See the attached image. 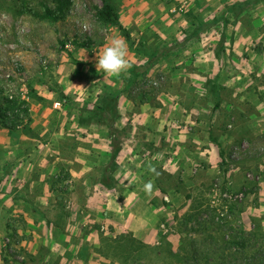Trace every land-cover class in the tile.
<instances>
[{
    "label": "rangeland",
    "instance_id": "rangeland-1",
    "mask_svg": "<svg viewBox=\"0 0 264 264\" xmlns=\"http://www.w3.org/2000/svg\"><path fill=\"white\" fill-rule=\"evenodd\" d=\"M107 2L117 8L120 23L130 33L129 41H126L124 33L118 27L96 19V10L102 7V0H72L67 16L58 22L19 14L23 7H30L39 13H42L44 4L53 8V3L48 0H0V106L4 107L5 97L11 100L19 98L29 103L31 121L21 109L16 110L15 113L20 115L23 122L16 130L10 132L24 133L34 138L40 128L48 131L44 135L48 145L40 147L39 150L40 157L44 158L38 160L37 178L40 179L48 168L51 169L50 174H44L42 178L50 191L58 193L56 205L59 206L52 208L50 204H46L42 209L38 208L39 211H26L20 213L21 216L19 214L17 218H14L13 214L10 215L11 213H6L8 224L5 228H0V231L3 230L0 249L6 255L7 264H31V256H35L39 264H56L58 259L52 258L51 254L59 252L57 245L60 246L59 249H66L71 261L69 264H177L178 258H186V255L191 257L195 251L200 258L203 257L202 242L213 230L210 225L205 227L203 224L199 227L205 220L224 226L230 236L228 240L237 236L235 238L240 241L238 236L243 237L245 234L248 250L227 248L222 242L224 254L228 255L229 260L230 255L236 251V254L232 255L235 259L239 258L238 262L241 264L245 261L250 264H264V134L258 136L256 109L260 80L257 64L258 41L256 42L255 38L249 40L245 45V48L249 47V51L244 48L241 53V57L249 58L248 53L252 58L256 57L255 64L243 61L241 68H232L229 64L225 66L231 76H244L248 86L245 92L247 104L242 108L246 113L241 116L233 115L227 102L235 101L238 104V100H233L231 89H223L209 78L205 80L203 77H208L209 73L200 69L202 62H196L194 54L189 53L187 61L182 64H176L170 59L173 50L184 38L178 42L177 36L169 29L162 30L161 23L143 19L142 12H138L128 26L124 25L129 21L127 19L132 12L131 8H141L142 0ZM174 4L173 2V6H178ZM168 6H172V3ZM250 8L252 7H248L246 11ZM175 9L172 15L179 14L180 18H190L196 26L201 25L202 14H199L197 9L187 11L186 3H180ZM242 10L239 7L226 10L228 15L225 12L226 15L219 20L215 19V24L220 21L218 27L222 30L223 27L231 28V24L236 23L237 12ZM244 21L245 28H254V19L245 18ZM113 35H119L126 42V59L130 67L117 75L96 70L89 62L87 64L89 63L91 68L84 67L85 61L92 58L95 60ZM232 42L233 39L229 44H233ZM222 47L223 45H219L218 53L216 52L220 57L223 54ZM163 50L164 55L153 62L146 75H134L135 71L131 70L133 67L146 65L150 60L149 56H156V53L159 54ZM235 54L236 52L227 53L225 58H231ZM162 58L167 61L162 62L164 66L160 67ZM82 73L86 81L84 95L80 97L78 94H65L62 83L66 78L70 75L79 77ZM195 73L204 80L198 90L196 86L184 80L185 77H198ZM44 90L53 93L48 102L41 95ZM168 91H179L182 95H187L183 100L187 107L197 103L201 114L196 117L206 124H203L206 128L211 124L212 134L217 138L228 131L230 135L235 134L233 131L237 122L241 123L242 130L238 138L234 136L236 138L233 142L220 150V161L213 173L208 172L205 164L199 165L200 171H195L196 164L190 160L195 156V148L185 151L183 159L179 158L178 161L182 165L174 174L164 170L161 163L158 165L159 175L169 187L167 193L156 195L150 201L161 221L159 240L154 244L142 242L144 246L151 247L148 249L136 244L138 251L133 253L129 243L133 234L119 229L122 227L123 218H119L120 223L116 220L110 222V217L103 210L98 214L86 207L85 203L76 210L72 209L73 202L70 201V209L64 204L66 205L65 201L70 198L81 197L85 201L87 193L95 188L94 176L100 173L102 166V162H98L99 157L103 160L109 156L107 147L93 148L96 140H104V143L108 142L110 145L112 139L121 142V145L128 141L127 145H134V155L140 161L145 159V156H160L163 162L172 154L174 149L170 146H165L159 152L154 147H149L145 142L146 131L143 126L134 127L128 121L126 125H122L120 113H126L124 104H121V97L127 99L133 110H138L144 102L152 106L158 105V96ZM113 99L117 101L118 110L115 112L120 113V119L115 117L111 108L103 114L98 110L100 105L104 106L107 101ZM241 118L246 122H240ZM106 120L112 125L111 131L103 124ZM242 123L246 124L243 126ZM191 125L193 124L189 122V127ZM249 134L251 135L248 136ZM129 148L131 147H126L125 150ZM78 157L80 159H77ZM105 163L107 162L104 159L103 164ZM119 167L118 165L115 171L117 188L112 193L117 200L122 201L132 198L128 192L140 188L142 183H147L151 175L144 167L141 172L142 179L130 182L132 178H127L128 175L122 173ZM78 170H81L79 176ZM163 173L172 176L169 178ZM36 186L40 187L39 181ZM188 195L191 199L187 198ZM198 211L200 214L197 219L188 222L186 216L190 213L194 216ZM72 213L77 224L76 230L67 227V214L69 216ZM44 219L48 222L54 221L58 225L50 235L46 228L36 227ZM70 230L74 231L77 237L84 238L80 251L75 254L69 252L68 244L60 240L70 233ZM92 234L98 240L96 244L85 242L87 236ZM214 234L217 235L215 232ZM120 236L127 237L121 245L112 242L102 244L104 238L112 240ZM49 237L52 242L48 245L45 241L47 238L49 240ZM54 239L57 240L53 242ZM102 245L103 252L109 255L107 258L103 256L104 253H99ZM216 245L210 249L215 250Z\"/></svg>",
    "mask_w": 264,
    "mask_h": 264
},
{
    "label": "crops",
    "instance_id": "crops-1",
    "mask_svg": "<svg viewBox=\"0 0 264 264\" xmlns=\"http://www.w3.org/2000/svg\"><path fill=\"white\" fill-rule=\"evenodd\" d=\"M173 2L175 3L174 5L178 6L180 3L181 5L182 3H186L187 11L197 9L199 14H202L201 17L203 21H201V25L205 24L206 26L198 28L192 23L190 18L182 19L178 16L179 14L172 15L173 11L176 10L175 8L178 7L173 6ZM171 3L172 6L169 7L168 5ZM237 5H240L238 6L239 9L243 10L237 12V20L235 19L236 23L233 22L234 24H231L232 29L223 27L222 30L221 27L219 28L220 21L215 24V19L219 20V18L223 17L224 14L226 15V13L228 15L229 12H226L228 7L229 10H231L236 8ZM248 7L252 8L247 12L246 9ZM130 12L129 19L126 18L129 21L124 24L125 26L129 25L131 22L130 20H132L138 12H142L143 19L145 18L151 22L157 21L161 23L163 26L162 30L169 29L177 36L178 42L182 41L184 38V41L175 47L170 59L176 64H182L187 61V55L189 53L194 54L196 62H202L200 65L202 68L200 69H205L204 71L209 73L208 77H203L205 80L209 78L216 81L223 89H231L233 100H238V104L235 103V101L234 103L227 102L228 108H231L230 112H232V114L234 113L233 115L241 116L246 113V110H242V108L247 104V94L245 92L248 86L245 84L246 80L244 76H231L226 70V67L227 64H229L232 68H241L243 61H249L255 64L256 57L252 58L250 53H248L250 56L249 58L248 56L241 57L246 43L255 38V41H258L257 64L258 78L260 79L258 81V105L256 107L258 114V136L264 134V0H258L257 2H251V0H142L141 8L133 7ZM245 18L255 20L254 28H245L243 26L245 24ZM186 37L188 38L186 39ZM231 39H233V44H229ZM219 45H223L221 48L223 57L218 56V54L216 55ZM245 49L249 51V47ZM231 52H236L235 56L233 55L231 58H225V54ZM128 58H130V55H128ZM166 61L167 60L163 59L160 62V67H163L164 64L162 62ZM87 62L91 63L93 68H96L93 58L89 61H85L86 64L84 67L90 69L91 65H88L89 63L87 64ZM196 76L198 75L196 74ZM84 77L85 75L82 73L79 77L70 75V77L66 78L65 82L62 83L64 85L63 91L65 94H78L80 97L84 95L86 86ZM203 78H201V76H192L190 78L185 77L184 80L190 85L196 86L198 90V87L204 82ZM108 83H110L109 80ZM52 94L50 90H44V92L41 93L46 102L53 97ZM198 95L202 96V94H196V96ZM186 97L187 95H182V92L179 91L164 92L157 98L159 101L158 105L152 106L144 102L138 110H133V108L130 107V103H127L125 97L120 98L121 104H124L126 108V113L123 111L120 112L122 115V125H126L127 121L134 127L142 125L146 131L145 142L148 143L149 147H154L158 152L165 146H170L174 149L172 154L163 162L160 156L158 158L145 156V159L140 161L136 159L134 155V145H127L128 141L122 143V150L117 159L120 170H122V173L125 175H128L127 178H132V180H130V182H132L142 179L141 172L145 167L147 169L146 171L151 175L150 179H148V182L151 183L150 190H146L144 187L146 183H142L140 188L128 192L132 198L122 201L117 200L113 195L114 193H112L116 189L109 190L105 188L100 182V174L98 173V175L96 174L94 176L95 188L90 190V193H87L85 201L81 199V197L74 199L70 198L69 201H65L66 205L64 204V206L70 209L71 202H73L72 209L76 210V208H80L81 205L85 203L86 207H89V209L95 213L100 214V210H103L110 217V222L111 220H116L117 223H120L118 222L119 218H123L121 222L122 227L119 228L120 231L132 233L134 238L143 243H157L159 240L158 233L161 221L156 210L151 206L150 201L156 195H163L154 181V172L158 170V165L161 163L164 170L174 174L182 165V163L178 161L179 158L181 157L183 159V155L186 154L185 151L190 148H195V156L190 158V160L196 164L195 171H200L199 165L205 164L208 172L213 173L220 161V150L224 149V146L228 145V143L233 142L234 138H238L242 130L240 127L241 123L239 124V122H237V127L234 129L235 131H233L236 132L235 134L230 135V131H228L227 134H223L221 137L217 138L212 134L213 127L211 124L206 128V124L199 121V117H196L197 114H201L197 107L198 104H190L189 107L184 104L183 100H185ZM126 104L128 105L126 106ZM45 109L49 110L48 108ZM242 121L246 122L241 118L240 122ZM189 122L193 124L190 127ZM244 124L246 123H242L243 126ZM194 125L196 127H194ZM92 128L93 127H91V129ZM189 128L190 130H188ZM47 132V130L40 128L36 131V137L33 138V136H27L24 133L18 134L16 132V134L6 129H0V228H5L8 224L6 213H11L10 215L13 214L12 216L17 218L20 213L26 211H39V209H42L46 204H50L52 208H59V206L56 205L58 204V193L50 191L47 185L44 184V179L42 178L44 174L48 176L51 169L48 168L47 171L41 175L40 179L37 178L39 174L37 169L38 160H40V158L43 160L44 158L40 157L39 150L40 147L48 145L46 142L47 139H45L44 136ZM250 135L251 134L248 136ZM40 137L44 138L42 139L43 141ZM103 147H107L108 152H110V143H104V140H96V142L93 143V148ZM126 147L131 148L126 151ZM124 153L125 155H123ZM77 159L80 158L78 157ZM101 159L102 157H99L98 162H102V165L104 159L106 160L107 157L103 160ZM80 173L81 170H78V176ZM72 175L76 176L73 173ZM116 175L115 173V178L117 179ZM37 181L40 183L39 188L36 186ZM68 203L69 205H67ZM83 211L85 210L83 209ZM73 216V213L69 216L67 214V227H72L76 230L77 224ZM36 227L46 228L47 231L50 232V235L53 229L57 228L58 225H56L54 221L48 222L47 219H44L39 222ZM2 232L3 230L0 231V236ZM67 232H69V229ZM70 233H67L63 238L61 237L60 240L68 244L67 247L69 252H74L75 254L80 251L81 243L84 241V238L77 237L72 230H70ZM72 234L75 235L73 236ZM90 236H87L85 242L88 241L90 244H96L98 240L94 238L95 235L92 234ZM50 238L51 237H49V240L47 238L45 241L48 245L52 242ZM56 240L57 239H54L53 242ZM59 248L60 246L57 245V250L59 252H52V258H56L55 260L58 259L56 264H69L71 261H69L70 258L67 256L66 249ZM31 259H33L31 264H39L35 256H31ZM0 264H7L6 255L1 249Z\"/></svg>",
    "mask_w": 264,
    "mask_h": 264
},
{
    "label": "trees",
    "instance_id": "trees-1",
    "mask_svg": "<svg viewBox=\"0 0 264 264\" xmlns=\"http://www.w3.org/2000/svg\"><path fill=\"white\" fill-rule=\"evenodd\" d=\"M48 1L53 3L54 5L53 8L44 4L42 7V13H39L30 7H23L19 11V14L20 15H31L35 18H39L41 20H49L52 22H58V21L65 19L69 11V8L72 4V0H48ZM257 1L258 0H251V2H257ZM102 2H103L102 7L96 10V19L101 23L110 24V25L118 27L124 33V37L126 41H129L131 39L130 33L128 29H126L120 23V17H119L117 8L113 6L112 4L108 3L107 0H102ZM238 6L240 5H237L236 7ZM234 9L235 8L231 10H234ZM204 26L206 25L205 24L197 25L198 28L200 27L202 28ZM164 51L165 50L160 51L159 54L156 53V56H152V55L149 56L150 60L148 61L146 65L140 66V67H133L131 70L135 71L134 75H139V74L146 75L147 71L152 67L153 62L155 63L159 56L164 55L165 53ZM129 83H132V82L129 81ZM5 101L6 103L3 105L4 107L0 106V128L7 129L9 131H14L22 124L23 122L22 118L20 117L19 114L15 113V111L18 109H21L24 115L28 117V120L31 121V118L29 117V107H28L29 103H27V101H24V100L21 101L19 98L16 100L15 99L11 100L8 97H5ZM116 102H117L116 99H113L112 101H107L104 106L100 105V107H98L99 108L98 110L102 112L100 114H103L104 112H106L107 110L111 108L110 110H114L115 117L120 119V113L118 111L115 112L116 110H118ZM103 124L108 126L110 131L113 129L112 125L110 124L108 120H106ZM121 150H122L121 142L117 141L116 139H112V143L110 145L109 156L106 159L107 163L102 164L101 169H100V173H99L100 182L105 188L109 190L117 188L118 183H117V179L115 178V171L118 168L117 159L119 157ZM163 174L168 176L169 178H171L172 176L171 174H166V173H163ZM154 181L161 193L165 194L168 192L169 187H167L165 185V182L161 179L158 170L154 172ZM187 198L191 199V196L188 195ZM199 214H200V211H198L196 215L194 216L193 214L190 213V215L186 216L187 221L192 222L193 220L197 219L196 217ZM203 224L205 225V227H209L210 225V229H213L212 232L207 234V237L202 242V247L204 249V254L202 253L203 257L200 258L195 251L194 253L191 254V257L190 255H186V258L184 257L178 258L177 264H241L238 262L240 259L239 258L235 259L232 255V254H236V251L235 253H232L230 255V260H229L228 255L224 254L225 249L222 247V244H223L222 242L226 244L227 248H234L235 250L239 248L242 250L243 249L248 250L247 249L248 245L246 242L247 240L245 238V234H243L245 232L242 233L244 235L243 237L238 236V238H240V241L235 238L237 236H232L234 238H231L228 240V237L230 238V236L226 233L224 226L217 224L216 222L211 221V220H205L201 223L199 227L203 226ZM205 230H208V229H205ZM214 232L217 233V235L214 234ZM126 240H127L126 236H120L112 240L104 238L102 240V244L103 243L108 244L109 242L110 243L112 242L114 244L121 245V243ZM208 240H211V242ZM129 243L131 245V252L133 253H136V251H138L136 244L140 246L142 245L144 246L142 242L136 240L133 236H131ZM215 244L218 245V247L217 245L214 247L216 251L214 249L211 250L210 247L212 246L213 248ZM144 247H147V249L151 248L149 246H144ZM99 253H104L103 245L99 249ZM211 255H214V257ZM103 256L107 258L109 255H106L104 253ZM173 256L177 257L175 255ZM244 264H250V263L248 261H245Z\"/></svg>",
    "mask_w": 264,
    "mask_h": 264
},
{
    "label": "clouds",
    "instance_id": "clouds-1",
    "mask_svg": "<svg viewBox=\"0 0 264 264\" xmlns=\"http://www.w3.org/2000/svg\"><path fill=\"white\" fill-rule=\"evenodd\" d=\"M127 44L119 35H113L103 46L102 52L95 57L96 70L105 74L117 75L125 72L130 65L126 59ZM146 190L151 189V183L144 185Z\"/></svg>",
    "mask_w": 264,
    "mask_h": 264
},
{
    "label": "built area",
    "instance_id": "built-area-1",
    "mask_svg": "<svg viewBox=\"0 0 264 264\" xmlns=\"http://www.w3.org/2000/svg\"><path fill=\"white\" fill-rule=\"evenodd\" d=\"M59 104V103H58Z\"/></svg>",
    "mask_w": 264,
    "mask_h": 264
}]
</instances>
